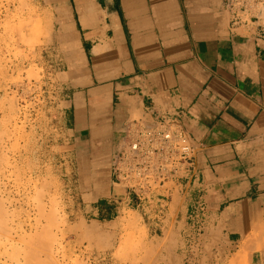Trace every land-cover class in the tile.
Returning a JSON list of instances; mask_svg holds the SVG:
<instances>
[{"label":"crops","instance_id":"1","mask_svg":"<svg viewBox=\"0 0 264 264\" xmlns=\"http://www.w3.org/2000/svg\"><path fill=\"white\" fill-rule=\"evenodd\" d=\"M46 3L42 62L76 157L80 214L101 221L122 204L140 208L112 170L125 128L177 118L198 148L194 167L150 211L180 214L197 264L237 253L264 264V36L232 28L226 0Z\"/></svg>","mask_w":264,"mask_h":264},{"label":"rangeland","instance_id":"2","mask_svg":"<svg viewBox=\"0 0 264 264\" xmlns=\"http://www.w3.org/2000/svg\"><path fill=\"white\" fill-rule=\"evenodd\" d=\"M52 27L46 0H0V264H197L180 214L150 211L168 199L122 204L107 220L80 214L76 157L42 62ZM237 255L231 264L247 262Z\"/></svg>","mask_w":264,"mask_h":264},{"label":"built area","instance_id":"3","mask_svg":"<svg viewBox=\"0 0 264 264\" xmlns=\"http://www.w3.org/2000/svg\"><path fill=\"white\" fill-rule=\"evenodd\" d=\"M231 26L264 36V0H226ZM198 148L177 118L132 120L112 164L113 174L138 202L169 199L194 167Z\"/></svg>","mask_w":264,"mask_h":264},{"label":"bare ground","instance_id":"4","mask_svg":"<svg viewBox=\"0 0 264 264\" xmlns=\"http://www.w3.org/2000/svg\"><path fill=\"white\" fill-rule=\"evenodd\" d=\"M98 49H99V48H98ZM98 49H97V50H98ZM95 52H96V51H95ZM236 256H238V255H236ZM171 259H172V258H171ZM235 259L237 260V258H235ZM234 261H235V260H234ZM172 263H173V262H172ZM170 264H171V263H170Z\"/></svg>","mask_w":264,"mask_h":264}]
</instances>
